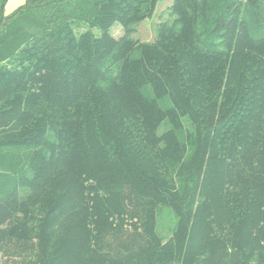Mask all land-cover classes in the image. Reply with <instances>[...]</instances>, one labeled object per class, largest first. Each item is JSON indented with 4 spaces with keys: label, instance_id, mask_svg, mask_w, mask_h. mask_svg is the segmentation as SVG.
<instances>
[{
    "label": "trees",
    "instance_id": "16d2710c",
    "mask_svg": "<svg viewBox=\"0 0 264 264\" xmlns=\"http://www.w3.org/2000/svg\"><path fill=\"white\" fill-rule=\"evenodd\" d=\"M159 1L0 0V264H264V0Z\"/></svg>",
    "mask_w": 264,
    "mask_h": 264
},
{
    "label": "rangeland",
    "instance_id": "374dc122",
    "mask_svg": "<svg viewBox=\"0 0 264 264\" xmlns=\"http://www.w3.org/2000/svg\"><path fill=\"white\" fill-rule=\"evenodd\" d=\"M173 0H160L154 16L150 20H146L139 25L135 38L142 41H151L154 38L157 25L168 18V7ZM111 34L114 38H119L122 35L121 26L117 25L112 28ZM165 221V220H164ZM166 224L162 222L161 231H164Z\"/></svg>",
    "mask_w": 264,
    "mask_h": 264
},
{
    "label": "crops",
    "instance_id": "0c3cea01",
    "mask_svg": "<svg viewBox=\"0 0 264 264\" xmlns=\"http://www.w3.org/2000/svg\"><path fill=\"white\" fill-rule=\"evenodd\" d=\"M24 3V0H7L4 13L6 15L12 13L16 8Z\"/></svg>",
    "mask_w": 264,
    "mask_h": 264
}]
</instances>
